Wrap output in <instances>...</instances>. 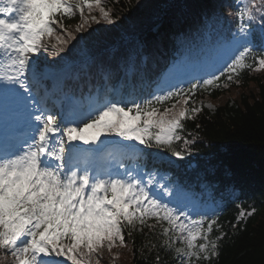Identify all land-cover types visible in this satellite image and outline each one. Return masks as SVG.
<instances>
[{
	"label": "snow or ice",
	"instance_id": "6c2138e0",
	"mask_svg": "<svg viewBox=\"0 0 264 264\" xmlns=\"http://www.w3.org/2000/svg\"><path fill=\"white\" fill-rule=\"evenodd\" d=\"M89 16L85 15V10ZM98 9L100 19L108 24L115 20L102 0H0V95L9 96L22 108L31 135L19 140L0 132V259L12 258V264H61L46 257L63 256L71 264H100L106 249L126 247L128 236L155 225V218L167 238L164 247L173 250L181 264L193 260L210 261L218 256L217 241L221 232L211 239L215 219H192L177 212L158 195L150 193L139 176L121 173H90L89 160L94 151L107 145L136 152L135 141L148 147H166L173 155L181 152L172 147L182 140L184 121L195 119L204 107L189 101L198 89L221 87L218 81L225 76L212 73L207 78L189 82L187 88L168 90L142 102L90 97L87 102L76 101L71 121L58 120L56 115L36 101L26 73L34 64L33 55L41 48L45 37L55 32L53 25L67 33V39L57 35L59 44L75 39L67 32L63 18L79 13L80 24L75 31L99 23L91 13ZM237 31L233 33V55L226 62L227 81L235 79L244 69L264 70V50L256 53L251 25L259 23L264 40V0H239L236 11ZM58 54L64 47L52 45ZM251 60L252 63H248ZM229 83L223 84L228 87ZM210 94V93H209ZM178 98L176 103L161 111L155 105ZM179 104V107L177 105ZM74 125V126H71ZM102 137H118L106 140ZM73 142H79L78 144ZM188 144V140H183ZM97 145L96 149H81L79 145ZM83 162L77 170L73 161ZM255 209L241 212L239 218L251 216ZM184 216V223H177ZM167 222L168 227H163ZM155 247V245H153ZM115 258V257H114ZM159 256H157V261Z\"/></svg>",
	"mask_w": 264,
	"mask_h": 264
},
{
	"label": "trees",
	"instance_id": "16d2710c",
	"mask_svg": "<svg viewBox=\"0 0 264 264\" xmlns=\"http://www.w3.org/2000/svg\"><path fill=\"white\" fill-rule=\"evenodd\" d=\"M175 1L111 0L102 4L115 20L113 24L100 19L99 10L96 9L91 15L100 19L99 23L90 22L77 32L75 29L80 24L77 15L69 19L66 26L75 38L81 35L87 40L99 42L101 38L122 40L135 30L156 25L167 14L165 25L153 39L154 49L159 54L170 50L172 40L168 35L171 28L175 29L173 35L182 30L189 31L199 25L206 12L216 11L218 16L225 19L233 15L228 5L230 0H190L192 18L187 20L185 26L178 28V10L175 8L174 13H167ZM85 15L89 16L87 9ZM60 36L67 39L63 34ZM105 59L108 60L106 68L116 60L113 55ZM210 88L213 89L210 94L205 90L201 92L200 100L209 101L213 107H204L191 120L184 133L189 143L181 150H187L190 155L194 153L206 164H211L214 174L231 179L229 185L236 184L244 192L243 212L252 209L255 212L239 218L238 209H230L218 231L225 234L219 242L218 256L202 264H264V70L246 73L238 85L234 82L226 88ZM229 89H236L237 94L228 93ZM109 94L108 88L105 95ZM156 241L152 234H133L128 248L125 247L127 253L123 263L120 262L118 250L108 253L105 249L100 264H174L171 257L160 250ZM11 259L8 257L2 262L8 264Z\"/></svg>",
	"mask_w": 264,
	"mask_h": 264
},
{
	"label": "bare ground",
	"instance_id": "6f19581e",
	"mask_svg": "<svg viewBox=\"0 0 264 264\" xmlns=\"http://www.w3.org/2000/svg\"><path fill=\"white\" fill-rule=\"evenodd\" d=\"M228 93H230L232 95H236L237 94V90L236 89H229Z\"/></svg>",
	"mask_w": 264,
	"mask_h": 264
}]
</instances>
